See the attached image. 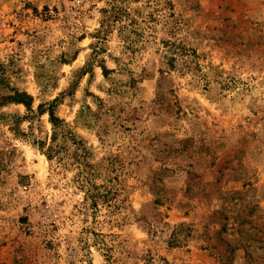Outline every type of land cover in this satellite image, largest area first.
<instances>
[{
  "label": "rangeland",
  "instance_id": "374dc122",
  "mask_svg": "<svg viewBox=\"0 0 264 264\" xmlns=\"http://www.w3.org/2000/svg\"><path fill=\"white\" fill-rule=\"evenodd\" d=\"M0 66V264H264V0H0Z\"/></svg>",
  "mask_w": 264,
  "mask_h": 264
},
{
  "label": "trees",
  "instance_id": "16d2710c",
  "mask_svg": "<svg viewBox=\"0 0 264 264\" xmlns=\"http://www.w3.org/2000/svg\"><path fill=\"white\" fill-rule=\"evenodd\" d=\"M4 71H5L4 68L0 66V84H4V86L11 89L13 94L4 97L3 101L0 102V106H4L5 104L14 102V103H19V104H24L27 109H30L32 97L26 93L18 92L14 88H10L11 86L6 82V79L4 78ZM57 103H58V100L51 102L49 109H46L45 111H42V112H49L50 121L53 124L54 128L56 130L63 131V122L56 116L55 111H54ZM42 107L43 106H40V109H42ZM54 136H55L54 137L55 139L57 136V133H55ZM48 156L51 158L49 154Z\"/></svg>",
  "mask_w": 264,
  "mask_h": 264
}]
</instances>
